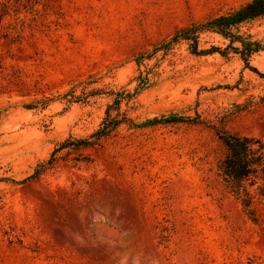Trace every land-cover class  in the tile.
Returning <instances> with one entry per match:
<instances>
[{"label": "rangeland", "instance_id": "1", "mask_svg": "<svg viewBox=\"0 0 264 264\" xmlns=\"http://www.w3.org/2000/svg\"><path fill=\"white\" fill-rule=\"evenodd\" d=\"M247 1L0 0V264H264L218 171L223 131L264 141V16L233 30L248 64L213 32L223 54L167 44Z\"/></svg>", "mask_w": 264, "mask_h": 264}, {"label": "trees", "instance_id": "2", "mask_svg": "<svg viewBox=\"0 0 264 264\" xmlns=\"http://www.w3.org/2000/svg\"><path fill=\"white\" fill-rule=\"evenodd\" d=\"M264 16V0H249L246 3L218 16L211 17L204 22L192 23L180 30H176L167 42L168 45L180 40L191 41L194 53L220 52L219 47L197 51L199 35L202 32L217 33L228 38L231 43L239 42L241 48H232L241 54L248 64L251 53L258 51L262 45L256 41H247L233 30L241 23ZM264 48V45L263 47ZM256 71V69H253ZM258 72V71H256ZM264 74V73H259ZM264 76V75H263ZM114 119V118H113ZM120 122L119 119H104L102 126L92 133L89 138L66 139L56 147L46 163L41 164L30 177L40 174L45 168L53 167L57 161L55 153L64 148L67 154L79 151L84 147L100 144L102 138L107 137L110 131ZM134 126L132 121H129ZM219 139L225 147V153L219 160V175L226 187L240 201L242 209L253 223H264V141L255 136L237 135L223 131ZM264 234V226L262 227Z\"/></svg>", "mask_w": 264, "mask_h": 264}]
</instances>
